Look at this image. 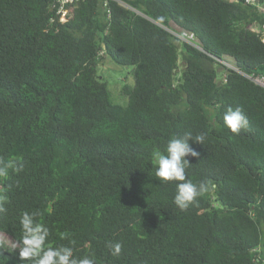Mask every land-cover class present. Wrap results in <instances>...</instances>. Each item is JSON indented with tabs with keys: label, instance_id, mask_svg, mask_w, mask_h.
<instances>
[{
	"label": "trees",
	"instance_id": "obj_1",
	"mask_svg": "<svg viewBox=\"0 0 264 264\" xmlns=\"http://www.w3.org/2000/svg\"><path fill=\"white\" fill-rule=\"evenodd\" d=\"M56 1L0 0V231L19 244L0 239V264H34L25 211L45 247L96 264H264V86L225 64L264 75V0H80L66 21ZM107 56L134 68L126 104L98 73ZM186 132L205 135L186 180L209 190L180 209L154 157Z\"/></svg>",
	"mask_w": 264,
	"mask_h": 264
},
{
	"label": "clouds",
	"instance_id": "obj_2",
	"mask_svg": "<svg viewBox=\"0 0 264 264\" xmlns=\"http://www.w3.org/2000/svg\"><path fill=\"white\" fill-rule=\"evenodd\" d=\"M225 125L233 132L239 133L241 128L248 127V119L240 108L233 110L229 108L223 116ZM205 135L203 133L193 137L191 132L183 136L173 137L167 145L166 152L155 153L154 163L157 165L155 175L163 181H181L176 185L174 203L180 209H186L197 197L202 196L209 190L207 181L193 183L186 180V169L191 164L188 156L199 159L200 153L194 150L190 141L203 144ZM22 168L23 165L21 164ZM0 175H6V169L0 168ZM36 213L25 211L22 214L20 224L22 226V237L20 243V259L34 260V264H96L94 258H73V251L68 247L53 248L45 247L47 238L50 235L49 229L42 223L36 221ZM113 255L121 252L122 245L116 243L111 246Z\"/></svg>",
	"mask_w": 264,
	"mask_h": 264
},
{
	"label": "rangeland",
	"instance_id": "obj_3",
	"mask_svg": "<svg viewBox=\"0 0 264 264\" xmlns=\"http://www.w3.org/2000/svg\"><path fill=\"white\" fill-rule=\"evenodd\" d=\"M255 29H259V27H255ZM262 33L264 37V29ZM98 73L108 83L113 101L126 104L128 102V96L122 93V89L125 86L131 88L135 86L134 68L132 66L119 64L111 57L107 56L106 59L99 64ZM0 239L12 248L19 247V244L8 233L0 231Z\"/></svg>",
	"mask_w": 264,
	"mask_h": 264
},
{
	"label": "built area",
	"instance_id": "obj_4",
	"mask_svg": "<svg viewBox=\"0 0 264 264\" xmlns=\"http://www.w3.org/2000/svg\"><path fill=\"white\" fill-rule=\"evenodd\" d=\"M79 1L80 0H57L56 1V5H55L56 13L59 16L60 21H66L69 18V15L71 13L70 11L71 7H74V5H76L77 2ZM247 1L251 4H257L258 6L262 5L259 0H247ZM262 7L264 9V5ZM168 30L181 41L187 42L195 47L201 48L199 39L197 38V35L194 31L182 28L174 24L171 27H168ZM225 64L227 66L237 69L239 72L243 73L249 79L264 86V75L263 74L248 73V72L242 71L236 68L230 62H225Z\"/></svg>",
	"mask_w": 264,
	"mask_h": 264
}]
</instances>
